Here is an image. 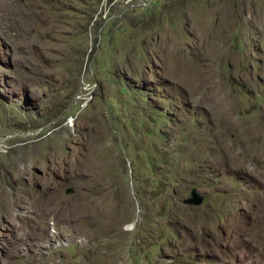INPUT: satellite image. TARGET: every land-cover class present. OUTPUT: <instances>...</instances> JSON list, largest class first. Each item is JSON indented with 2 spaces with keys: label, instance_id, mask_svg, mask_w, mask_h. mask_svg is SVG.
<instances>
[{
  "label": "rangeland",
  "instance_id": "1",
  "mask_svg": "<svg viewBox=\"0 0 264 264\" xmlns=\"http://www.w3.org/2000/svg\"><path fill=\"white\" fill-rule=\"evenodd\" d=\"M115 1L0 0V264H264V0Z\"/></svg>",
  "mask_w": 264,
  "mask_h": 264
},
{
  "label": "built area",
  "instance_id": "2",
  "mask_svg": "<svg viewBox=\"0 0 264 264\" xmlns=\"http://www.w3.org/2000/svg\"><path fill=\"white\" fill-rule=\"evenodd\" d=\"M109 1L110 0H103V2L100 5V10L102 9L103 6L105 7L109 3ZM156 1H160V0H121L119 6H121L123 9H129L131 7L148 6L152 3H155ZM115 2H116L115 0H111L110 6H114Z\"/></svg>",
  "mask_w": 264,
  "mask_h": 264
},
{
  "label": "bare ground",
  "instance_id": "3",
  "mask_svg": "<svg viewBox=\"0 0 264 264\" xmlns=\"http://www.w3.org/2000/svg\"><path fill=\"white\" fill-rule=\"evenodd\" d=\"M226 155H227V159H228L227 161L230 160L231 164L235 165L236 167H238L240 169L244 168L248 164L247 160H243L241 152L240 151L238 152V150H236V149L234 151H232L229 147H226ZM220 158L221 157H216V163L218 161H220L219 160ZM262 220L264 221V217L262 218Z\"/></svg>",
  "mask_w": 264,
  "mask_h": 264
},
{
  "label": "water",
  "instance_id": "4",
  "mask_svg": "<svg viewBox=\"0 0 264 264\" xmlns=\"http://www.w3.org/2000/svg\"><path fill=\"white\" fill-rule=\"evenodd\" d=\"M72 193L73 190L70 188L65 190V194H72ZM201 202H202V198L199 197L194 190L191 191L190 197H188L183 201L184 204H188V205H200Z\"/></svg>",
  "mask_w": 264,
  "mask_h": 264
}]
</instances>
